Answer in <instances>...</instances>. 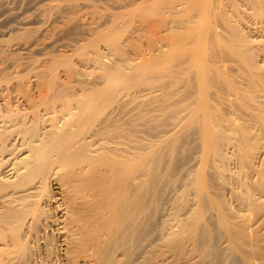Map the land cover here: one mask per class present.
Masks as SVG:
<instances>
[{
	"label": "rangeland",
	"instance_id": "rangeland-1",
	"mask_svg": "<svg viewBox=\"0 0 264 264\" xmlns=\"http://www.w3.org/2000/svg\"><path fill=\"white\" fill-rule=\"evenodd\" d=\"M1 1L0 131L6 126L2 129L6 135L1 133L8 141L0 146L8 148L5 160L29 154L28 147H20L23 128L32 129L29 138L33 136L38 144L41 139L42 145L51 146L53 137L71 135L69 140L78 142L106 119H115L109 128L110 143H103L104 147L114 148L113 156L117 143L122 152L130 149L132 164H142L150 178L147 233L137 239L129 255L118 253L117 258L125 264H144L142 254L148 250L152 259L168 256V261L182 264L191 261L188 250L192 249L194 261L202 252L217 255L212 262L201 259L203 264H242L240 240L228 256L222 251L226 242L221 237L187 242L182 249H166L164 242L178 233L176 224L192 221L198 212L214 236L211 210L198 211L196 188L202 182L210 201L233 224L242 221L245 194L257 191L259 182H264V0ZM195 94L199 101L191 99ZM85 107L93 116L89 123L88 111H81ZM208 121L219 146L212 159L205 156L201 132L202 124L207 130ZM101 150L96 153L99 161L112 157ZM124 155L119 152V159ZM237 155L247 165L240 166ZM9 162L4 167L9 166L12 174L4 167L1 172L13 180ZM145 172L140 177L145 179ZM138 176L136 184L141 181ZM254 190L258 198L259 190L257 194Z\"/></svg>",
	"mask_w": 264,
	"mask_h": 264
},
{
	"label": "bare ground",
	"instance_id": "bare-ground-1",
	"mask_svg": "<svg viewBox=\"0 0 264 264\" xmlns=\"http://www.w3.org/2000/svg\"><path fill=\"white\" fill-rule=\"evenodd\" d=\"M0 7L2 6L0 5ZM197 79L199 80L198 77ZM201 83H203V80ZM200 85L198 86L201 87ZM193 94L194 92L192 93V95ZM198 94L197 96L195 94V96H193L191 99L193 98L195 99L196 97H198ZM204 97L206 98L205 95ZM196 99H198L199 101V98ZM237 99L238 98H236V100ZM200 104L199 107L201 106ZM261 104L263 103L261 102ZM84 106L82 105V108ZM91 106L93 107V105ZM89 107L90 106H88V110L92 108L91 107L89 109ZM205 107H206V103H205ZM258 107L260 108L261 106ZM258 107L257 109L259 110ZM88 110L85 107V110L83 109L81 111L85 113ZM204 112L206 115L205 110L203 111V113ZM260 112L258 113L259 115ZM85 114H87L85 116L86 122L88 117L89 118L88 123H89L91 121L90 118L92 119L93 116L90 115V111H88V113L86 112ZM198 114L200 115V113ZM205 115H203V117ZM5 118H6L5 116L4 118L1 117V123L3 124L5 123L4 122ZM205 118L206 116L204 117V120L207 121V118L206 119ZM63 120L65 121V119ZM115 121H116L115 119L114 120L106 119L103 126L101 124L100 127H97V129H95L94 132H92L88 138H82L81 141L80 138H78L79 139L78 142L77 140H75L76 142H74V140L70 141L69 139L71 135L70 136L67 135L68 137L65 136L66 138L63 137L59 139L61 137L60 135V137H57L59 140H57V138L51 137L53 140L51 139L50 140L53 141V143L51 146L47 144L49 147H46L47 145L45 144L42 145L41 139H40V143L38 144L34 140L33 136H32L33 140L29 138L31 136L30 134L34 133L31 132L32 129H30V131L29 130L25 131L23 128L21 131L22 135L23 132L24 131L25 132L22 138H21L22 135L20 134L19 130H17L18 133L20 134V140H21L20 142H22L20 147L22 148V145L24 148L28 147L27 153L29 154L25 153L27 155L26 156L23 155L24 157L22 158L20 157L18 158L17 156L14 158V152L11 149V151L13 152L12 157L14 158L15 161L14 160L11 161L9 158H6L8 160H5L3 154L7 147L5 148V146H0V156H1L0 157V264H125L122 261H120L119 257L117 258V254L120 253V256L129 255L131 253L130 251L132 247L136 245L137 239L141 238V236L147 233V229L149 226L148 205H150L149 203L150 194L148 193L150 189V178L148 180L147 176L149 175L147 174L146 176V172H145L146 169L142 164H141L142 166L140 164L137 166H134L132 164L133 157L131 155L132 152L129 149L131 146V142L129 140L130 137L128 134H127L128 135L127 138H129L128 139L129 144L127 142V146L129 149L128 151L126 150L122 152L123 150L121 151V147L118 148V143L117 144L112 143L113 145L115 144L116 149L118 150L120 149L119 151L117 150V156L119 152L125 154L121 160L119 159V156L118 157L115 156L116 152L114 148H112L113 151H110L111 149H109V147L106 146L108 149L104 147L103 143H108V142L110 143L111 131L109 130V128L110 126H112L111 122H115ZM107 122L110 125H108ZM199 122L201 123V121ZM16 125L14 126L16 127ZM199 125L201 126V124ZM202 125L203 127L201 126L202 127L201 132L203 133L204 130V134L202 135V137L204 136L203 137L204 142L203 140L202 142L204 143V147H205L204 153L207 154V155L205 154V156L207 158H209V156L210 158L212 156L215 157V155H217L216 154L217 148L219 147L218 143H216L217 133L214 132V134H212L214 129L210 131L209 121L208 124L207 123L205 124V127H207L208 125L207 130L206 128L203 129L204 124ZM5 127L6 126H4L2 129H5ZM2 129L1 131H3ZM17 131H13V132H15L16 134ZM3 132H5L4 135H6L7 131H3ZM2 133L0 134V145H3L1 143H3L4 141L5 143L6 141H8L4 139L6 137L3 138L4 135L2 136ZM241 134L243 135V133ZM27 135L28 137L26 139L25 136ZM36 138L37 137H35V139ZM73 138L76 139V137L74 136ZM239 138L240 137H238V139ZM258 138L260 139V137ZM87 139L89 140V142H87ZM231 139H233V137ZM71 140H72V136H71ZM35 142L37 143L36 147H35ZM73 142L78 143L77 144L78 146L79 144L81 146V142L82 144L85 142L84 145L87 144V146L84 147L83 145L81 146V148L78 149V146L75 147L76 144H74ZM39 145H42L43 147L42 146L40 147ZM101 146H103L104 148ZM16 147L15 149H17ZM237 147L239 148L240 146ZM73 148L74 151L76 148L77 150L74 152L72 150ZM105 149L107 150L110 156L112 155V157L104 159L105 158L104 156H106ZM7 150L5 152V155L7 154V152H9ZM100 150H101L100 153H104L105 155L103 156L102 154L101 156L100 154L99 156L104 158L103 159L101 158L102 160L100 159L99 161L98 159L99 157L97 158L96 153L98 155V152ZM239 150L240 149H238V151ZM92 153H95L94 156H92L93 155ZM108 154L106 157L109 156ZM113 154H115L114 156L116 157V159L113 158L114 157ZM241 154L243 155L244 153ZM245 155L246 153L244 154V156ZM238 157H240V155ZM241 158L242 156L238 158L240 159V163H241L240 166L247 165L243 163L245 159L244 158L241 159ZM249 159L251 160V158ZM213 160L211 162H213ZM7 161L8 162L10 161L9 162L10 168L12 167L11 169L14 171L13 177L15 178H12L13 180L9 179L8 177H7L8 179L6 178L7 174L5 173V171H3L4 173L1 172L2 167H4V162L7 163ZM6 167H4L5 168L4 170L9 169V166L7 169ZM140 171L142 172V174L141 173L139 174ZM249 171L253 172V170H249ZM10 172L12 174V171H10L9 169V173ZM144 172H145V176H144L145 179L143 177H140V175L143 176ZM136 174L139 175L136 178V180L142 181V182L136 181L137 184L134 183ZM7 176H9V174ZM142 178L144 179V181ZM263 179L264 177L262 178V180ZM202 184L201 186H199V188L198 186L196 188L198 204L200 203V210L198 209V211L201 210L203 211L208 208L211 210L212 215L210 216H213L214 218L213 223L216 230L212 233L214 234V236L210 234L207 226L205 225V222H203V220L201 219L203 216L200 217V213L198 212L197 214L199 215L196 214L197 218L194 217L192 221L190 220V222H187L186 224L184 223L182 224L181 222L178 221L179 223H181V224H176V228H178L179 231L178 233H176L175 231L176 234L175 235L173 234L174 237L171 236L172 237L171 238L169 236L170 238H167L170 241L164 242L166 243L164 245L165 248L169 249L170 246H174L179 249H182V246H185L187 242L188 243L192 242L193 244V242L195 241H199V240L211 241L213 239L215 240L216 238L218 240L221 237L223 238L222 241L225 239L226 242V245L223 244L225 247H222L223 248L222 251L225 252L228 256L235 253L234 246H239L236 242L240 240L242 246L241 263L264 264V182L262 181L261 183L259 182L260 186H258L259 189H257V191L256 189L254 190L252 188L254 190V193L256 191V194L259 190L258 193L259 196L257 194L258 198H254L252 194L253 190L252 191L250 190L251 193L247 194V196L245 194L243 201V203L245 202L244 203L245 213L243 216L241 215L242 221L238 224L230 223L229 220L225 218L222 211L221 210L219 211V209L217 210L216 204H213L210 201V199L207 196V192H205L206 188L203 189ZM193 189H195V187ZM246 191L248 193V189H246ZM240 200H242V198ZM212 210L213 212L215 210L216 213L214 214ZM203 212L201 213L203 214ZM185 233L188 236L185 235ZM144 251H146V249H144ZM188 251H191L193 253L192 249H189ZM146 252L148 253L142 254L144 255L143 257L144 264L147 263L175 264V262L173 263L170 260L168 261L169 259L168 256H167L168 259L166 258V256L160 257L159 259L157 258L152 259L149 251L147 250ZM186 252H187L186 249L182 250V253H186ZM192 253H190V256H192L191 261L190 260L188 261V259L186 261L184 259L185 262L183 263L182 261L181 263L203 264L202 261L209 260V262H212L213 258L217 256L214 253V251L212 252L209 251L208 253L202 252L198 256L195 255L197 258L194 261L193 260L194 254ZM48 259H50V261H48ZM176 264H180V262H177Z\"/></svg>",
	"mask_w": 264,
	"mask_h": 264
}]
</instances>
